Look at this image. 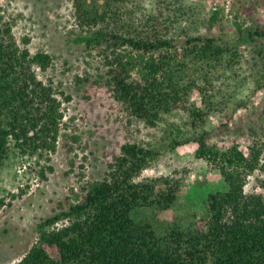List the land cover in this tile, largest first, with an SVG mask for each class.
Segmentation results:
<instances>
[{"label": "trees", "instance_id": "1", "mask_svg": "<svg viewBox=\"0 0 264 264\" xmlns=\"http://www.w3.org/2000/svg\"><path fill=\"white\" fill-rule=\"evenodd\" d=\"M134 5L133 0H73V15L86 31L79 39L103 48L112 95L134 117L155 126L164 113L186 107L193 129L186 140L197 144L195 156L218 171L225 189L208 193L205 224L174 223L158 234L135 213L171 208L184 177L138 180L156 152L125 142L105 176L83 187L80 201L37 224V240L14 264H264V194L244 190L259 151L251 147L247 155L236 143L221 148L209 143L210 132L202 128L207 112L185 106L194 89L207 95L210 65L228 47L216 35L180 30L178 14H194L180 0H154L155 11L145 13ZM216 17L217 12L210 20ZM247 33L252 39L264 36L258 28ZM52 62L48 52L31 53L17 44L9 28L0 29V168L11 141L22 152L55 149L62 101L35 69L46 71ZM205 69L202 81L199 73ZM60 94L66 101L71 98ZM180 143L173 140V145ZM65 219L66 224L56 226Z\"/></svg>", "mask_w": 264, "mask_h": 264}, {"label": "rangeland", "instance_id": "2", "mask_svg": "<svg viewBox=\"0 0 264 264\" xmlns=\"http://www.w3.org/2000/svg\"><path fill=\"white\" fill-rule=\"evenodd\" d=\"M180 1L194 11L178 14L180 30L216 35L229 49L210 65L207 95L194 89L185 106L207 112L202 128L210 132L209 143L220 148L236 143L247 155L251 147L259 151L244 190L264 194V36L252 39L247 33L264 30V0ZM133 2L142 13L156 9L154 0ZM215 12L216 19L210 20ZM3 28H9L17 44L31 53L51 54L53 62L46 71L35 69L39 79L53 84L64 116L54 150L39 147L22 152L10 142L0 168V264L19 261L38 238L37 224L80 201L83 187L105 176L125 142H137L156 152L138 180L184 177L171 208H142L135 217L151 224L158 234L174 223L182 227L206 223L207 195L225 189V184L218 171L195 156L197 144L186 140L193 133L186 107L164 113L155 126L131 115L112 95L103 48L80 41L86 31L73 15V0H0ZM203 73L206 69L199 73L201 80ZM61 91L70 100H64ZM173 140L181 143L173 145Z\"/></svg>", "mask_w": 264, "mask_h": 264}]
</instances>
